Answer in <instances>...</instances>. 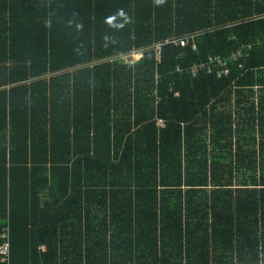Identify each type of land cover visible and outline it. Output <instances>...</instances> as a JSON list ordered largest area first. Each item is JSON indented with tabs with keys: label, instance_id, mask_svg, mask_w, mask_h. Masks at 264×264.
Segmentation results:
<instances>
[{
	"label": "trees",
	"instance_id": "1",
	"mask_svg": "<svg viewBox=\"0 0 264 264\" xmlns=\"http://www.w3.org/2000/svg\"><path fill=\"white\" fill-rule=\"evenodd\" d=\"M5 218L0 264H264V0H0Z\"/></svg>",
	"mask_w": 264,
	"mask_h": 264
},
{
	"label": "built area",
	"instance_id": "2",
	"mask_svg": "<svg viewBox=\"0 0 264 264\" xmlns=\"http://www.w3.org/2000/svg\"><path fill=\"white\" fill-rule=\"evenodd\" d=\"M197 33H190L179 37H171L165 40V42H172L176 45L186 46L192 44V48L196 49L195 37ZM157 50L161 49V44L156 45ZM253 47V43H244L237 49H235L228 58L222 55H209L207 59L196 62L191 65L186 71L190 72L193 76H197L200 72L204 71L207 74L216 73L218 77L227 76L230 74L229 60H240L247 54L249 50ZM134 57L140 56V53H134ZM242 64H240V67ZM177 70H180L178 67ZM157 123L159 126H164V120L158 119ZM3 230L0 234V257L1 261L9 263L11 258V235H10V224L9 219L5 218L3 220ZM42 248L45 245H41Z\"/></svg>",
	"mask_w": 264,
	"mask_h": 264
},
{
	"label": "rangeland",
	"instance_id": "3",
	"mask_svg": "<svg viewBox=\"0 0 264 264\" xmlns=\"http://www.w3.org/2000/svg\"><path fill=\"white\" fill-rule=\"evenodd\" d=\"M253 144H254L253 142H252V143H251V142L248 143V144L246 145V148H251V149H252V148L254 147Z\"/></svg>",
	"mask_w": 264,
	"mask_h": 264
},
{
	"label": "crops",
	"instance_id": "4",
	"mask_svg": "<svg viewBox=\"0 0 264 264\" xmlns=\"http://www.w3.org/2000/svg\"><path fill=\"white\" fill-rule=\"evenodd\" d=\"M44 245V244H43ZM42 248V247H41ZM42 249H45V247L44 248H42Z\"/></svg>",
	"mask_w": 264,
	"mask_h": 264
},
{
	"label": "bare ground",
	"instance_id": "5",
	"mask_svg": "<svg viewBox=\"0 0 264 264\" xmlns=\"http://www.w3.org/2000/svg\"><path fill=\"white\" fill-rule=\"evenodd\" d=\"M23 12V11H22ZM46 37V36H45Z\"/></svg>",
	"mask_w": 264,
	"mask_h": 264
}]
</instances>
